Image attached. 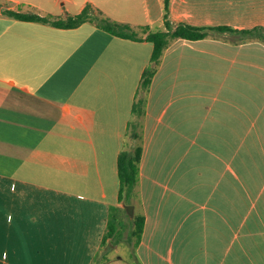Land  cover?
Returning a JSON list of instances; mask_svg holds the SVG:
<instances>
[{"label": "crops", "instance_id": "crops-1", "mask_svg": "<svg viewBox=\"0 0 264 264\" xmlns=\"http://www.w3.org/2000/svg\"><path fill=\"white\" fill-rule=\"evenodd\" d=\"M7 1L54 18L91 3L141 38L0 12V264L99 253L135 264L103 236L122 205L117 161L153 52L146 37L165 28L166 4L174 25L252 28L264 26V0ZM139 206L140 264H264L262 40L211 30L167 46L148 93Z\"/></svg>", "mask_w": 264, "mask_h": 264}, {"label": "trees", "instance_id": "trees-1", "mask_svg": "<svg viewBox=\"0 0 264 264\" xmlns=\"http://www.w3.org/2000/svg\"><path fill=\"white\" fill-rule=\"evenodd\" d=\"M0 12L24 21H42L58 27L73 28L84 22L93 21L95 8L91 3H88L79 13L54 18L51 15H42L35 11L15 9L8 4L7 0H0ZM164 21V29L152 30L146 37L153 43V52L150 63L142 73L141 82L133 103V117L128 124V139L125 143V148L118 155L119 201L125 205L133 204L137 206L140 201L141 159L144 150V119L148 93L161 58L171 41L177 38L201 39L211 35V30H214L219 33L229 32L236 34L240 39H259L264 42V26L260 25L252 28H234L230 25L198 26L188 22H180L174 25L169 18L168 4H166ZM96 22L101 28L115 35L135 39L141 38L137 32L132 30V26L129 24L111 20L106 16L101 17ZM125 210L127 211V208ZM119 212L120 206L111 207L107 230L103 236V244L107 241H116L123 234L126 227L122 219L118 217ZM134 214L133 219H131L133 229L130 232V237L136 236V244H138L144 231L145 214L143 212H134ZM103 257H106V254L99 253L92 264H102ZM134 263L140 264L137 259H134Z\"/></svg>", "mask_w": 264, "mask_h": 264}, {"label": "rangeland", "instance_id": "rangeland-1", "mask_svg": "<svg viewBox=\"0 0 264 264\" xmlns=\"http://www.w3.org/2000/svg\"><path fill=\"white\" fill-rule=\"evenodd\" d=\"M117 2V0H110V2ZM124 2L126 5H129L130 3L133 4H140V0H120ZM9 5H13L12 3L8 2ZM52 6V4H50ZM17 9V6H14ZM22 9L26 11H34L32 8L28 7H22ZM75 8H72V11H74ZM105 14L99 9H95V14L93 16V21H98L101 17H103ZM132 30L138 33V29L135 27H132ZM142 32V30H139V33ZM126 206L124 203L120 205V212L118 214V217L122 219V221L125 223V229L123 231V234L119 237L118 240L113 242H106L104 245L105 250L109 249L111 252V255L115 257L117 253L124 256L127 260H134L135 256V245H136V236L130 237V232L133 229L132 221L134 215H130L126 210ZM141 212L140 206L137 208V211L135 213Z\"/></svg>", "mask_w": 264, "mask_h": 264}, {"label": "water", "instance_id": "water-1", "mask_svg": "<svg viewBox=\"0 0 264 264\" xmlns=\"http://www.w3.org/2000/svg\"><path fill=\"white\" fill-rule=\"evenodd\" d=\"M126 206V208H127V211H128V213L130 214V215H134V212H135V210H134V205L133 204H126L125 205Z\"/></svg>", "mask_w": 264, "mask_h": 264}]
</instances>
